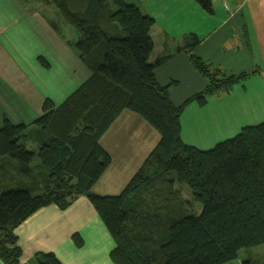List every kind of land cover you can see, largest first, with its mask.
<instances>
[{"label": "trees", "instance_id": "trees-1", "mask_svg": "<svg viewBox=\"0 0 264 264\" xmlns=\"http://www.w3.org/2000/svg\"><path fill=\"white\" fill-rule=\"evenodd\" d=\"M197 1L212 12L211 0ZM44 2L77 29L75 47L90 75L59 104L46 98L31 126L3 118V264H19L18 224L45 205L65 208L81 194L113 237L109 256L116 264H223L242 248L264 244V120L208 149L181 138L180 116L188 101L203 104L249 72L230 74L203 60L194 52L199 38L191 34L179 49L189 52L207 84L175 104L168 85L155 76L163 59L149 60L151 15L127 0ZM123 109L144 118L159 140L119 194H99L91 187L112 160L99 139ZM175 181L187 184L200 202L196 213L172 188ZM72 238L82 245L78 233ZM35 258L39 264H62L53 252L40 251Z\"/></svg>", "mask_w": 264, "mask_h": 264}, {"label": "crops", "instance_id": "crops-1", "mask_svg": "<svg viewBox=\"0 0 264 264\" xmlns=\"http://www.w3.org/2000/svg\"><path fill=\"white\" fill-rule=\"evenodd\" d=\"M130 1L155 19L150 30L154 47L149 60L163 59L155 68V76L160 84L168 85L173 103H182L207 84L193 67L189 52L179 49L191 34L199 38L194 52L203 60L230 74L249 72L229 90L209 95L203 104L195 99L187 102L180 116L185 143L208 149L234 136L243 126L264 120V0H211L212 12L197 0ZM49 7L54 6L0 0V126L4 117L31 126L46 98L59 104L90 75L68 24L63 28L72 38L58 27V11ZM47 9L55 17L49 16ZM182 29L183 40L170 34ZM180 79L187 82L183 89L177 86ZM124 128L130 140L142 143L141 150L130 147L113 153L103 143L109 134L117 129L122 133ZM158 140L159 133L144 118L123 109L99 139L112 160L91 189L97 191L95 184L115 160L128 169L127 165L138 159L137 171ZM123 159L131 163L120 164ZM14 231L22 250L19 264H39L35 254L40 251L53 252L62 264H116L109 256L115 241L83 194L65 208L51 203L37 209ZM75 233L82 238L80 246L72 238ZM249 251L241 249L235 259L223 264H243Z\"/></svg>", "mask_w": 264, "mask_h": 264}, {"label": "rangeland", "instance_id": "rangeland-1", "mask_svg": "<svg viewBox=\"0 0 264 264\" xmlns=\"http://www.w3.org/2000/svg\"><path fill=\"white\" fill-rule=\"evenodd\" d=\"M26 1L31 6H36L37 4H39V5L41 4V5H44V7H45V5H48L47 3L44 2V0H26ZM108 1L111 2L112 0H108ZM127 1L131 2L130 0H127ZM50 5H52V4H50ZM51 7H49V9H56L55 7H53V8H51ZM224 9H225V7H224ZM47 13L49 16L55 17V14H52L51 11L48 9H47ZM65 23H67V22L64 19L62 20V17H61V19L58 20V27L61 29V31L64 34H67L68 37L72 38L71 35L68 32L66 33V30H64V28H63V25ZM67 24H65V25H67ZM67 27H68V29H70V33L72 31V33L74 35V40L76 41L78 38L77 29L70 24H68ZM170 34L175 36L178 39L183 40V37H182L183 36V29L180 31L177 30V31L171 32ZM211 65L216 66L214 63ZM186 85H187V82L184 79H180L179 83H177V86L181 87V89H183ZM126 129L127 128H124L125 131H123L122 133H121V130L119 131V129H117V130H115L116 132L109 134L103 140V143L113 153H116L115 151H127L128 149H130V147L136 151H137V148L141 150V148H142L141 144L142 143L139 144L136 141L130 140L128 134H126ZM26 142H27V144H30L29 140H27ZM157 142H155L154 144L156 145ZM32 146H30V148ZM153 147H154V145H153ZM36 161H38L37 158H35L34 162H36ZM127 161L129 163H131V160L123 159L120 164H124ZM137 162H138V159H133L132 163H131L133 165H130V166L127 165L128 169H125L121 165H119V162L117 160H115L114 166H112L106 172V174L103 176V178H101V180L95 184L93 189L97 190L99 192H102V193L113 192L112 194H119L121 192V190L129 182V180L131 179L133 174L136 172L135 170L138 168ZM140 162H141V160H140ZM172 188H175L180 192L181 201H184V202L187 201V204L188 205L190 204V206H191L192 212L196 213L199 206H200V202H198L197 200H195L193 198V194H192V191L189 188V186L185 183H180L178 181H175L172 184ZM242 249H244V251H245V248H242ZM246 249H248L250 251H249L248 255H246L247 253L244 255L243 260H249L251 264H264V244H260L258 246H253V247H248ZM245 257H247V258H245Z\"/></svg>", "mask_w": 264, "mask_h": 264}]
</instances>
